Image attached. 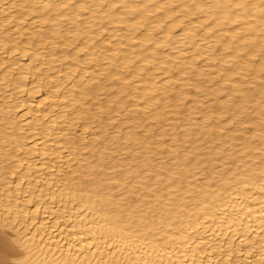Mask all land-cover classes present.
Segmentation results:
<instances>
[{
  "label": "bare ground",
  "instance_id": "1",
  "mask_svg": "<svg viewBox=\"0 0 264 264\" xmlns=\"http://www.w3.org/2000/svg\"><path fill=\"white\" fill-rule=\"evenodd\" d=\"M27 16L36 17L25 29ZM82 17L84 28L76 32L72 27ZM196 17L211 41H193ZM14 19L17 34L39 39L29 61L18 54L25 56L31 41L16 47V29L7 49L4 28ZM101 23L128 30L114 29L90 46ZM179 23L183 30L174 35ZM46 25L49 43L40 33ZM156 30L163 35L155 37ZM110 46L105 65L88 78L83 71L79 87L63 85L71 73L39 74L25 83L29 72L49 73L65 62L70 47V65L78 68L82 54L95 60ZM44 51L61 55L38 62ZM132 61L137 66L130 70ZM14 74L21 83L12 82ZM44 88L51 91L36 99ZM11 89L44 106L18 121L12 112L26 99L13 105L4 94L0 101L1 163L16 161L26 169L14 180L16 170L0 165V264H264V0H0L1 95ZM56 106L72 112L49 120ZM78 120H85L81 131ZM115 122L102 133L118 145L106 146L96 132ZM130 124L146 130L141 136L125 131ZM26 126L29 135L15 136ZM90 132L86 144L64 145L68 156L42 175L62 138ZM31 138L35 145L26 148ZM89 148L94 153L85 157ZM75 157L85 169L66 174L70 185L47 189ZM10 186L25 193L26 204L33 190L41 197L34 207L18 208L20 196L9 194ZM10 217L26 224L17 228Z\"/></svg>",
  "mask_w": 264,
  "mask_h": 264
},
{
  "label": "rangeland",
  "instance_id": "2",
  "mask_svg": "<svg viewBox=\"0 0 264 264\" xmlns=\"http://www.w3.org/2000/svg\"><path fill=\"white\" fill-rule=\"evenodd\" d=\"M100 13V12H99ZM14 15L16 14V13H13ZM20 14V13H19ZM98 14V13H97ZM18 15V14H17ZM20 15H22V14H20ZM159 16H161V14H158ZM180 16H181V14H179ZM178 14H177V18H180V16H179ZM35 17L36 16H27L26 18L27 19H25L26 21H24L25 23L23 24V26L25 27V29L29 26V24L30 23H32L34 20H35ZM128 17H132V15H128ZM84 18L85 17H82V19L81 18H79V22H77V24L78 25H75L74 27H72V29L74 28L75 30L74 31H76V32H78V31H80V32H82V29L84 28V24H85V21H84ZM193 19V18H192ZM194 21H195V24L198 26L194 31H193V34L195 33V36H193V38H195V39H193V41L194 42H196V41H203V40H201L203 37V39L204 40H208V41H211L212 40V36H206L204 33H203V25H200L199 23H198V18L196 17L195 19H193ZM167 21V20H166ZM169 21V20H168ZM186 21V20H185ZM12 22V21H11ZM9 23V24H7V26L4 28V33H3V36H4V38L5 39H7V37H8V34H11L12 32H14V30L16 29V31L14 32V36H18L19 37V39H17V40H22L23 42H21V40L20 41H18V43H17V45H16V47H21V45H23L24 44V42L25 41H27V42H29V41H31V44L29 43V44H27V45H29V47L27 46V48H29V51L28 52H30V50H31V52H30V54L28 55V52H27V54L25 55V56H22V55H20V54H18V56L19 57H21V59H24L25 61L27 60V61H29L30 60V56L31 55H33L34 54V52L32 53V51H34V49H36L37 47H36V45H37V43H38V37L37 36H33V37H31V36H29L30 34H28V32H24L22 35H19V34H17V31H18V27L16 26V24H15V19L13 20V22L14 23ZM206 24H209L210 23V21L209 20H206V22H205ZM64 25V24H63ZM183 26H184V23H179V25H177V27H175L174 29H173V31L171 32V33H173L174 31V35L177 33H181L182 32V30H183ZM23 27V28H24ZM97 27H99V28H97ZM115 27H117V26H115ZM114 27V25L112 26V25H108V24H106V23H101V26H99V25H96L95 27H94V31H95V33L93 34V38H92V41L91 42H88V43H90L91 45L90 46H96V45H99V43L101 42V41H105L108 37H109V33H111L112 31H115L114 29H116ZM48 28H49V26L48 25H46V26H44V28H42L41 30H40V33L42 34V39H44L45 40V43H49V42H51L52 41V39L51 38H49L48 37ZM97 30H99L100 28V32L99 31H97ZM118 30L116 29V32H119V33H124V32H127V30H128V26L127 25H122V26H118ZM62 30V33H63V35L65 34V32H64V30H65V27H63V28H61ZM103 29V30H102ZM26 31V30H25ZM97 31V32H96ZM102 31V32H101ZM111 31V32H110ZM142 32V31H144V28L142 27V26H140V29H138V33L139 32ZM11 32V33H10ZM157 32V33H156ZM156 32L154 31V36L155 37H160V36H162L163 35V33H162V30H156ZM98 33V35H96ZM176 34V35H177ZM170 35H172V34H170ZM28 37H31V38H28ZM28 38V39H27ZM32 39H33V41H32ZM198 39V40H197ZM184 40V42H189V40H186V39H183ZM7 41V49H8V51L10 50V48L12 47V43L9 41V39H7L6 40ZM58 41H63V38L62 37H59V39H58ZM80 42V44H82L83 45V43H84V45L86 44L85 43V41L84 40H82V39H80L79 40ZM84 41V42H83ZM124 41L125 40H123L122 39V43H121V47H123L124 45H125V43H124ZM26 42V43H27ZM82 42V43H81ZM20 43H22V44H20ZM25 43V44H26ZM18 44H20V45H18ZM31 46H32V48H31ZM38 46V45H37ZM34 47H36V48H34ZM38 47H40V45L38 46ZM73 47V46H72ZM72 47H70V50H68V52H67V56H68V59L67 60H65V62H62L61 64H58L57 65V67L55 68V69H53V70H51V71H49V73H46V72H29L27 75V80L25 81V83H28V84H30L31 82L30 81H32V79H33V77H36L37 75H39L40 74V77L42 76V77H46V78H48L49 79V76H50V78H51V76L53 77H56V76H64V77H67V75L68 74H70L71 73V75H69V77L66 79V80H68L67 82H65V80L63 81V85L66 83V85L65 86H76V87H79V86H81L82 84L80 83V81H79V77L80 76H82V73H83V71H86V73L84 74V77H90L91 76V73H92V71L93 70H95V68H99V67H101V66H104L105 65V57H108L109 56V52H110V50H111V46L110 47H106V48H102L103 49V51H102V49L100 50L101 52H98V57L95 59V60H91V61H89L88 59H86V57L82 54V56H80V58H78L79 60H80V64H79V67L77 68V67H75V68H72V66L70 65L71 64V61H72V58H71V55H72V53H73V51L71 50L72 49ZM34 48V49H33ZM97 48V47H96ZM69 49V48H68ZM85 49V48H84ZM98 50V49H97ZM164 52H166L167 51V49H164L163 50ZM44 52H47V53H45V55H43V56H41L40 58H38V62H48L49 61V59H51V57L52 58H54V56L55 57H57V56H60L61 55V52H59V51H54V52H51V51H44ZM4 54V58H6V57H8L9 55V52H6V53H3ZM185 56H187V55H185ZM121 60V56L119 55V56H115V60L114 61H117V62H119ZM37 62V63H38ZM79 63V62H78ZM81 65V66H80ZM7 65H5V66H3L2 67V71H5V68L6 69H8V67H6ZM137 66V62L136 61H132V63H131V67L132 68H129L130 70H133L135 67ZM5 67V68H4ZM81 68H82V70H81ZM84 68V69H83ZM87 68V69H86ZM88 70H90V71H88ZM88 71V72H87ZM38 73V74H37ZM46 73V74H45ZM144 73V72H143ZM42 74V75H41ZM145 74V73H144ZM158 74L160 75V76H162V77H164V76H166V74H165V70L164 69H160V70H158ZM168 75V74H167ZM53 77V78H54ZM11 80H13L12 82L13 83H16V84H18V83H21V79L18 77V75L17 74H14V75H12V79ZM24 80H22V82H23ZM30 82V83H29ZM218 82V78L217 77H215V80H214V83H217ZM24 83V82H23ZM51 91V90H50ZM49 89L48 88H44V89H42V90H40V92H38V93H36V99H42V98H44L49 92ZM13 90L11 89V90H8L7 91V93H2V95H1V92H0V101H2V100H4L3 98L4 97H2V96H4V94H5V97H6V99H10V100H12V104L13 105H16L15 104V102L16 101H21L22 99L24 100V99H26L25 100V104L24 105H21L20 106V108L18 107V108H16V111L15 112H12V113H14L13 115H14V117L16 118V119H18V121L19 120H22V121H24V120H26V116H25V113L28 111V109H30V111H31V109H32V111H38V109H42L43 108V106L44 105H40V106H36V105H34L33 104V102L31 101V100H28L27 98L29 97V95L26 93V94H16V93H13ZM60 92H57V94H59ZM7 94V95H6ZM12 97V98H11ZM2 99V100H1ZM18 99V100H17ZM18 102H16V103H18ZM8 104H11V103H9L8 102ZM35 109V110H34ZM59 109V106H56L55 108H54V110L52 111V113H50L49 114V116H48V118H49V120L50 119H53V118H56V117H59V116H62V115H64L65 117H68L70 114H71V112H72V108H66L65 110H63V111H60V110H58ZM14 110H15V107H14ZM79 121V120H78ZM84 122H85V120H83ZM83 121L82 120H80L79 122H77L76 124H75V127H76V129H78L79 131H81L82 130V128H83ZM117 125H116V122H115V124H111V125H109V127H108V131H107V127H106V130L105 131H99L98 130V132H96V133H100L101 134V136H102V138H106V142L105 143H107L106 144V146H115V145H118V142H119V140L118 139H116V138H114V139H112V138H109V135H107L108 133L107 132H109V130L111 129V128H114V127H116ZM159 126V125H158ZM130 129L129 130H126L125 129V131H132L133 133H135L136 135H138V136H141L144 132H145V130H146V127L145 126H134V125H129L128 126ZM110 128V129H109ZM125 128V127H124ZM8 132H9V130H8ZM19 132V133H18ZM17 133H16V135L15 136H23L24 135V137L26 136V135H29L30 133H31V130H30V127L29 126H26L25 127V129H23L22 131H18ZM102 132H106V133H102ZM10 133H12L11 131H10ZM99 134V135H100ZM104 134H106L107 136H105ZM5 135V134H4ZM178 135H179V132H178ZM14 136V134L13 135H11L10 137L11 138H14L15 137ZM19 137V138H22V137ZM104 136V137H103ZM92 137V132H90L89 134H87L86 135V137L85 138H75V137H72V138H62L61 140H60V146H57L56 147V149H55V151H56V153H57V157L51 162V164L49 165V168L48 169H45L43 172H42V175L43 176H47V173H48V171H49V169L50 168H55V169H57L59 166H58V163H59V161L60 160H62V158L64 159L66 156H68V154L64 151V145H66L67 143H72L74 146H81V145H83V143L84 144H86L87 142H88V140L90 139ZM169 139H170V136H168V137H164V139H163V142H162V144H164V145H166L168 142H169ZM109 142H108V141ZM27 141H29L28 143H27V146H26V148H30L31 146H33V145H35V142H36V138H31V139H29V140H27ZM154 142V141H153ZM53 143V137L52 136H50V138H49V144H52ZM123 147V146H122ZM24 151L25 150H22L20 153H24ZM94 152L89 148L88 150H87V153H86V156L85 157H89V156H91L92 154H93ZM94 159V158H93ZM81 160V157L80 158H78V157H75L74 158V164L72 165V166H64L63 167V171L61 172V173H58V174H55L53 177H51L50 179H49V183L47 184V185H45V187L47 188V189H49L50 191H53L54 189H56V187L58 186V185H65L66 183H67V180H70V179H68L67 178V173L68 172H71L72 170H74V171H76V174H79V173H81V171H83L84 169H85V167H83V166H76V164L79 162ZM1 159H0V165H4L5 166V169L8 171V172H12V171H15L16 170V173L15 174H13V179L14 180H16V179H18L19 177H22L23 175H24V171L26 170L25 169V166H22V167H19V164L16 162V161H11V162H3V163H1ZM35 162H37V158L35 157V158H33V159H30V161L28 162V163H35ZM73 174V173H72ZM43 176H42V178L41 179H43ZM74 177V176H73ZM29 178V177H28ZM33 179H35V177H33ZM72 180H70V182H72L73 181V178H71ZM39 179H37V181H38ZM70 182H68L67 183V185L70 183ZM113 183H114V180L112 181ZM71 184V183H70ZM69 184V185H70ZM115 184V183H114ZM7 192L9 193V194H18L19 196H20V198L18 199V203H17V207L18 208H21V209H24V208H31V207H34L35 205H36V202L38 201V199H40V197H41V191H39V190H33L31 193H29L28 194V199H29V201H28V204H26V203H24L25 201H24V199H25V193H23V192H18V191H16L15 189H14V187L13 186H10V187H8V189H7ZM18 192V193H17ZM120 195H122L123 193H124V191L123 190H121V191H119L118 192ZM48 201H49V199H48ZM94 203V201H91V204H93ZM49 208L53 211H57L58 210V208H59V206H58V203H52L51 205H49ZM1 214H3V215H5V213H4V211H1L0 212ZM9 216H11V215H9ZM10 219H12L11 217H10ZM12 220H15V225H16V227L17 228H21V227H23V225L24 224H26L25 223V221H23L22 219H12ZM16 227L13 229V228H11V227H9V229L11 230V231H14L15 233H17V229H16ZM18 235H19V233H18Z\"/></svg>",
  "mask_w": 264,
  "mask_h": 264
}]
</instances>
